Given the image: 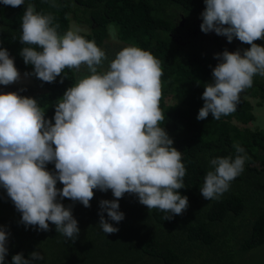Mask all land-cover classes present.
Here are the masks:
<instances>
[{"label": "clouds", "instance_id": "9594fccd", "mask_svg": "<svg viewBox=\"0 0 264 264\" xmlns=\"http://www.w3.org/2000/svg\"><path fill=\"white\" fill-rule=\"evenodd\" d=\"M0 3L13 8L26 5L19 42L28 46L20 55L33 71L25 77L34 75L46 83L61 77L63 83L65 69L77 73L87 69L56 101L50 120L36 99L12 92L9 85L20 82L22 71L7 49L0 48V187L21 214L20 222L45 232L51 222L57 233L75 242L78 222L72 206L65 207L60 200L88 208L94 190H110L114 197L99 201L98 225L105 234L119 231L104 213L111 221H122L118 201L125 194H134L149 211L169 213L165 220L182 215L188 198L178 190L185 187L186 168L182 152L161 127L165 122L160 108L161 61L136 46L124 47L108 60L106 52L78 29L60 35L53 15L37 12L31 0ZM204 4L203 33L250 45L243 54L239 49L214 54L219 62L212 68L211 82L204 84L196 119L206 120L211 114L218 121L236 112L241 93L253 86L254 77L264 78V46L255 43L264 40V0H204ZM233 147L234 159L209 160L210 170L200 188L205 200H218L244 171L248 156L238 143ZM50 163L54 171L47 169ZM57 182L63 187L57 188ZM8 235L0 227V264H6ZM33 260L43 256L34 251L26 259L17 253L11 264Z\"/></svg>", "mask_w": 264, "mask_h": 264}, {"label": "trees", "instance_id": "16d2710c", "mask_svg": "<svg viewBox=\"0 0 264 264\" xmlns=\"http://www.w3.org/2000/svg\"><path fill=\"white\" fill-rule=\"evenodd\" d=\"M27 2V0H26ZM37 12L52 14L57 31L63 35L70 22L87 31L79 32L100 47L109 38L112 26L115 38L129 46L150 51L161 61L163 75L160 108L165 114L161 124L173 140V147L182 152L186 168L185 187L178 190L187 196L188 208L182 215L165 220L169 213L148 210L134 194H125L118 201L124 219L119 223L105 219L119 231L105 234L99 227V201L112 200L111 191L94 190L90 207L65 198V207L72 206L78 222L79 235L75 242L57 233L49 222V231L25 227L21 214L15 209L6 191L0 187V227L8 235V254L11 257L37 251L43 260L31 264H264V131L239 128L254 120L251 105L240 99L235 113L213 120H197L204 84L211 82L213 64L207 47L196 44L187 31L197 28L205 8L204 0H31ZM57 6L52 7V3ZM25 6L11 7L0 3V48L7 49L15 67L31 73L20 55L21 22ZM184 27L179 26L180 16ZM180 30V31H179ZM179 31L181 41L175 42ZM208 34V33H207ZM255 43L264 46V40ZM211 44V42H210ZM250 45L244 44V49ZM67 78L53 83L29 77L39 90L31 97L44 108L45 117L52 119L56 101L64 91L76 84V72L65 69ZM254 89L264 99V78L254 77ZM252 87L242 92L252 96ZM249 93V94H248ZM171 96L173 102H166ZM54 123V120L52 121ZM239 144L248 156L244 171L235 178L227 192L218 200H205L200 188L210 170L209 160L217 157L235 158L233 145ZM54 171V164L47 165ZM57 188H62L59 182ZM59 199V198H58Z\"/></svg>", "mask_w": 264, "mask_h": 264}, {"label": "rangeland", "instance_id": "374dc122", "mask_svg": "<svg viewBox=\"0 0 264 264\" xmlns=\"http://www.w3.org/2000/svg\"><path fill=\"white\" fill-rule=\"evenodd\" d=\"M76 29H78L79 32L81 31L88 32V29L86 27L81 28L79 24H76L75 22L71 21L69 30H76ZM108 30L110 32L109 38L105 40L103 44L100 45L99 48L104 50L107 54L108 60H111L115 57V54L119 50L129 45L121 43L115 38V32L112 26L110 27L108 26ZM104 67L105 68L107 67V61L105 62ZM20 74H21L20 82L9 85V87L12 89V92H17L18 95L19 94H36L39 91L37 89L38 88L37 84L30 77L28 76L25 77L24 73L20 72ZM85 74H87V69L85 68H81L79 73L76 72V78H75L76 82L80 77H82ZM254 88L255 87H252V96L241 93V98L248 101L249 104L252 106L251 110H252V115L254 116V120L245 125H241L240 123L236 122V120L233 118L231 123L233 125H236L239 128H248L250 130L264 131V99H262V96H260V93L257 92ZM165 100L168 103L173 102L171 99V96H167ZM261 250H263L261 254V257H262L261 259L264 260V248H261Z\"/></svg>", "mask_w": 264, "mask_h": 264}, {"label": "flooded vegetation", "instance_id": "af4514ba", "mask_svg": "<svg viewBox=\"0 0 264 264\" xmlns=\"http://www.w3.org/2000/svg\"><path fill=\"white\" fill-rule=\"evenodd\" d=\"M180 17H181L180 25L182 26L180 25L179 26L184 27V18L182 15ZM201 23H202V18L196 22L197 28L188 32L187 37L191 35L192 39H196V42H195L196 44L203 45L207 47L208 49H210L208 50V52L211 54V59H212L213 64H217L219 62L217 59H214V54L222 53L224 50L233 52L239 49L241 50V54H243L242 47L245 43H241L236 38H233L232 42L229 43L226 37L218 36L214 32H209L208 34H205L200 30ZM179 31L178 32L176 31L177 33L173 37L175 42H179L182 39V37L179 35ZM198 35L200 36V39L198 38Z\"/></svg>", "mask_w": 264, "mask_h": 264}]
</instances>
